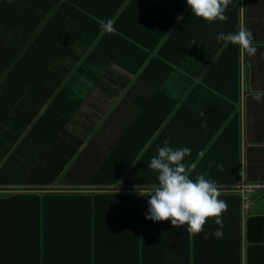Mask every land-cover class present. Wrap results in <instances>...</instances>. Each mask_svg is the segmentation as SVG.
Returning a JSON list of instances; mask_svg holds the SVG:
<instances>
[{
	"label": "trees",
	"instance_id": "obj_1",
	"mask_svg": "<svg viewBox=\"0 0 264 264\" xmlns=\"http://www.w3.org/2000/svg\"><path fill=\"white\" fill-rule=\"evenodd\" d=\"M98 9L118 18L114 31L94 19L100 17ZM183 26L193 39L203 33L213 52L225 58L217 74L189 83V96L183 81L198 74L176 66L194 69L203 58L178 38ZM75 30L83 33L87 49L75 46L70 57L82 54V70H93L84 67L92 63L104 72L94 75L100 103L85 114L89 121L79 135L69 133L66 118L77 107L68 112L57 104V95L39 120L18 122L16 134H10L11 106L0 102V264H243L245 231L247 264H264V216L248 217L245 209V202L249 206L254 197L264 198V137L261 143L250 140L245 54L238 45L223 47L216 40L219 33L235 30L226 22L195 17L186 0H0V97L11 81L58 83L68 69L64 64L60 69V36L67 42ZM103 65L128 67L129 74L109 73ZM117 98L134 108L122 121V133L111 146L104 145L105 152L88 153L95 139L89 137L93 119L100 124ZM259 103L264 108V99ZM220 112L226 124L216 127V136L195 130ZM31 124L44 138L33 126L28 130ZM165 139L173 149H191L184 163L196 167L189 178L206 174L216 183L219 199L227 202L222 238L212 235L219 227L215 218H207L200 234L187 231V225L175 228L170 221L145 219L149 197L138 191L158 183V173L148 165ZM41 140L49 156L36 151ZM14 147L17 151L8 157ZM23 148L34 150L32 159H20ZM215 165L218 174L224 171V180L210 175ZM246 187L259 188L248 193ZM48 244L54 257L49 260Z\"/></svg>",
	"mask_w": 264,
	"mask_h": 264
},
{
	"label": "crops",
	"instance_id": "obj_2",
	"mask_svg": "<svg viewBox=\"0 0 264 264\" xmlns=\"http://www.w3.org/2000/svg\"><path fill=\"white\" fill-rule=\"evenodd\" d=\"M107 7L111 8L114 6L107 5ZM102 10L103 9H98L95 11L98 13V15H100V17H96L94 19L103 20L105 22H107L108 20H113L115 23L116 19L118 21V18H116V16L112 17L108 15L109 13L107 12H109V10ZM75 13H77V11H75ZM183 15H185V13H183ZM226 15L228 16V20L226 23L229 24L231 30H235L236 32L241 26H244L247 29H250L254 35V42L256 43L255 46L257 48V51L254 56H247L245 54L244 61L246 60V64H248L249 68L248 70H243L242 77L243 82H245V80L247 81V83L244 84V88H247L248 91L251 92V99L248 98V111L251 113V115L248 116V120L249 124L250 122H252L250 126V128H252L250 140L251 142L261 143L264 137V108L263 106H261L259 101H256L252 98V91H263L264 0H232V3L226 10ZM114 28L116 27L114 26ZM177 30H181L180 34L177 35L178 38L182 37L185 40L186 44L192 49L193 53L196 52L197 56L203 58V64H201L200 67H196L194 69H190L181 65L176 66L177 69L182 68L186 70L189 75L198 74V77L196 79H189L188 77V79L185 78L186 80L183 81L184 83L186 81L185 90L187 96H189V94L192 93L190 86L195 85L197 83L205 82L203 80V77L204 79L206 77L208 80V78L212 77L215 72L217 74L218 67H220V63L225 61V58H221L219 57V55L213 52L211 44L206 42L203 33L202 35L200 34V36L193 39L190 35H187V29L184 28V26L182 28H178ZM82 35V32L77 35L75 30L71 35L72 39L68 40L67 42H65V38L60 36V69L63 68L62 64H64L65 67L68 69L61 76L59 82L55 85H53L52 81L41 80L40 78H28L26 83L22 85L19 84L18 80L10 82L6 92L4 93V96L0 97V102H8L9 106H11L10 122H12V127L10 129V134H16L17 128L18 130L20 129L18 122H29L30 120H39L42 116H44L46 109L51 106V101L54 100L56 95L59 97L57 104H60V107L62 106L63 108L67 107L68 112L72 113V111L77 107V110L72 114L73 116H66V118L70 122L67 126L69 133L73 135H79V129L83 130L82 128H84V125L87 123V121H89V118L86 117L85 114H88V112L92 113L93 111H96L97 109L94 105H99L100 103L97 97L98 89L100 88V86L96 81V77L94 75L98 72H104L97 70L92 63H88L84 67H93V70H82V54H80L78 57H75L74 55L70 57L71 52H73L74 50L73 47L75 46L78 49H87L85 48V46H83L82 41H85V39L82 38ZM126 39L128 40L125 44L126 48H128L129 46L131 47L129 39L127 37ZM193 41L195 42L193 43ZM133 49H136V52L139 51L138 47ZM206 50H209L208 54L205 52ZM103 67H105V69L109 73L115 72L117 75L121 74L122 76L129 74L128 67L114 68L109 65H103ZM212 67H215V70ZM226 70L230 71L227 68ZM86 73L93 75L90 77H86ZM134 78L135 77L133 76L132 81L129 83L128 86L132 85ZM142 87L143 85L140 86L141 89ZM170 89L174 91V88L172 86L170 87ZM51 90H54L51 93L53 97L47 99L46 97L49 96ZM179 90L180 84H177V89L175 90V92L178 93ZM44 99L47 100L44 101ZM116 103L117 106H110L112 113L108 115L105 119H103L100 124L98 123V117L93 119L96 122V125H93V128H91L89 137L91 142L93 137H95V139L90 148L88 149V153H97L101 151L105 152L106 150L104 149V145L109 144L111 146L114 140L117 139V137H119L122 133V121L124 120V118L128 117V113L131 111L130 109L134 108H130L132 105L129 102L123 100L122 98H117ZM35 110L37 111V114L32 118L33 114L35 113ZM64 112L66 113V110ZM224 113L225 112H220L218 113L219 116H213L211 119L206 117L203 123L195 127V130L205 135L216 136V127L219 125L221 126V129L226 124V122H224ZM105 120H109L110 123L108 125L106 123H103ZM202 124H204L205 126H202ZM32 126L33 124L29 125L28 130H30ZM33 129H35L34 126ZM99 129H102L100 133L98 132ZM35 133L38 138H44L42 136H44L45 134L42 136L37 134L36 129ZM192 133L194 134V132ZM58 137H60V132L58 133ZM207 143H210V141H207ZM38 144L40 145L41 150L36 149V151L40 152L41 154H43V152H47V155L49 156L50 150L48 148H45L43 141L41 140ZM101 145H103V148L99 150L98 147ZM17 149V147L12 148V151L8 153V157H11L13 152H16ZM59 149L60 148H58V150ZM33 151L34 150H31V148H23L20 153V159L22 161H28V157L32 159ZM51 155L54 156V154ZM53 158V161L56 162L55 157ZM255 158H257L256 154ZM217 165L213 166L208 171H210V175L214 176V178H222V180H224L226 175L224 171L218 174ZM247 211L248 217L264 216V198L254 197L251 200ZM244 241L246 243H244L243 245V264H247L248 242L246 238V231L244 232ZM12 244L15 246L14 242H12ZM232 247L234 251H237V243H234ZM45 253V258L48 255L47 260H49L50 258H54L53 255L51 256L52 249L49 247V244L47 245V252ZM45 258H43L42 263Z\"/></svg>",
	"mask_w": 264,
	"mask_h": 264
},
{
	"label": "clouds",
	"instance_id": "obj_3",
	"mask_svg": "<svg viewBox=\"0 0 264 264\" xmlns=\"http://www.w3.org/2000/svg\"><path fill=\"white\" fill-rule=\"evenodd\" d=\"M186 3L197 18L209 23L227 22L226 10L232 0H186ZM114 23L113 20L100 21L101 27L108 32L114 31ZM216 40L223 42V47L229 43L238 45L247 56H254L257 51L253 33L244 26L235 33L221 32ZM252 98L256 101L264 99V91L253 90ZM199 115L204 117L205 112L201 111ZM190 154L191 149L187 147L173 149L167 139L157 149V155L151 158L148 166L158 173V183L138 191L140 195L149 197L145 219L170 221L175 228L187 225V231L200 234L207 218H215L214 222L219 227L212 235L222 238L223 213L227 211V202L219 199L220 191L216 183L206 179V174L197 175L194 180L189 178L196 167L195 163H184ZM204 238L207 239L208 235L205 234Z\"/></svg>",
	"mask_w": 264,
	"mask_h": 264
},
{
	"label": "built area",
	"instance_id": "obj_4",
	"mask_svg": "<svg viewBox=\"0 0 264 264\" xmlns=\"http://www.w3.org/2000/svg\"><path fill=\"white\" fill-rule=\"evenodd\" d=\"M255 188H259V187H246L244 188V191H247L248 193H252ZM247 208H248V203L245 202V209Z\"/></svg>",
	"mask_w": 264,
	"mask_h": 264
},
{
	"label": "rangeland",
	"instance_id": "obj_5",
	"mask_svg": "<svg viewBox=\"0 0 264 264\" xmlns=\"http://www.w3.org/2000/svg\"><path fill=\"white\" fill-rule=\"evenodd\" d=\"M102 148H103V145H101V146L98 147L99 150L102 149ZM97 153H99V152H97Z\"/></svg>",
	"mask_w": 264,
	"mask_h": 264
},
{
	"label": "water",
	"instance_id": "obj_6",
	"mask_svg": "<svg viewBox=\"0 0 264 264\" xmlns=\"http://www.w3.org/2000/svg\"><path fill=\"white\" fill-rule=\"evenodd\" d=\"M246 246H247V244H246Z\"/></svg>",
	"mask_w": 264,
	"mask_h": 264
}]
</instances>
